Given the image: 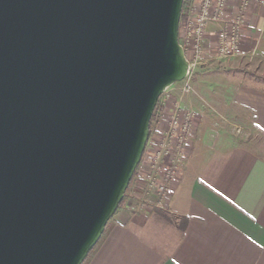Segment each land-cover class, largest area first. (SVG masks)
Segmentation results:
<instances>
[{"label":"water","instance_id":"95a60500","mask_svg":"<svg viewBox=\"0 0 264 264\" xmlns=\"http://www.w3.org/2000/svg\"><path fill=\"white\" fill-rule=\"evenodd\" d=\"M184 0H0V264H82L188 62Z\"/></svg>","mask_w":264,"mask_h":264},{"label":"crops","instance_id":"0c3cea01","mask_svg":"<svg viewBox=\"0 0 264 264\" xmlns=\"http://www.w3.org/2000/svg\"><path fill=\"white\" fill-rule=\"evenodd\" d=\"M231 1L222 20L208 26L206 44L235 16L239 0ZM242 26L238 55L221 66L251 63L264 79V7L250 5ZM189 101L185 96L180 107L192 110ZM233 104L251 127L252 147L205 153L195 147L197 131L187 145L182 175L164 198L146 187L145 172L138 168L88 264H264V89L239 87Z\"/></svg>","mask_w":264,"mask_h":264},{"label":"built area","instance_id":"2783aa9c","mask_svg":"<svg viewBox=\"0 0 264 264\" xmlns=\"http://www.w3.org/2000/svg\"><path fill=\"white\" fill-rule=\"evenodd\" d=\"M184 1L185 17L180 19L178 40L188 62L187 75L182 85H172L160 96L152 115V133L138 166L145 172L141 177L146 187L153 188L160 198L168 194L171 185L182 175L187 145L197 133V115L180 107V100L190 93L195 71L200 66H221L234 59L242 44L245 11L252 4L264 7V0H239L235 16L227 27L213 34L211 45L205 43L207 28L222 20L232 1Z\"/></svg>","mask_w":264,"mask_h":264},{"label":"rangeland","instance_id":"374dc122","mask_svg":"<svg viewBox=\"0 0 264 264\" xmlns=\"http://www.w3.org/2000/svg\"><path fill=\"white\" fill-rule=\"evenodd\" d=\"M256 74L255 67L246 62L195 71L188 95L190 101L186 102L191 104L192 111L197 115L198 137L195 147L205 153L238 145L252 147L251 127L246 116L237 111L233 103L239 87L255 85L264 89V79L257 78ZM159 218L168 221L169 226L173 223L172 217L159 215Z\"/></svg>","mask_w":264,"mask_h":264},{"label":"trees","instance_id":"16d2710c","mask_svg":"<svg viewBox=\"0 0 264 264\" xmlns=\"http://www.w3.org/2000/svg\"><path fill=\"white\" fill-rule=\"evenodd\" d=\"M185 6H186V2L184 1V2H183V7H182V13H181V20L185 17ZM152 118H153V116H152ZM152 118H151V121H150V124H149V135H151V133H152ZM136 171H137V169H136ZM136 171H135V173H136ZM135 173H134L133 177L135 176ZM133 177H132V179H131V181H130V183H129V185H128L126 191H125V194H124L123 200H122V202L120 203V205H119L117 211L120 210V209L123 207V205H124V203H125V201H126V198H127V196H128V193H129V190H130V185H131V183H132ZM117 211H116V212H117ZM111 220H112V219H111ZM111 220L107 223V225H106V227H105V229H104V232H103V234L101 235L99 241H98L97 244L93 247V249L90 251V253L88 254V256L86 257V259L84 260V262H83L82 264H88L89 260L91 259V257L93 256V254L96 252V250L98 249V247L100 246V244H101L102 241L104 240V238H105V236L107 235L108 230H109V228H110V226H111ZM185 222H186V221H184V223H183V225H182V231L184 230Z\"/></svg>","mask_w":264,"mask_h":264}]
</instances>
